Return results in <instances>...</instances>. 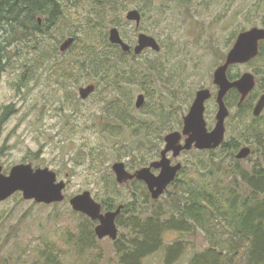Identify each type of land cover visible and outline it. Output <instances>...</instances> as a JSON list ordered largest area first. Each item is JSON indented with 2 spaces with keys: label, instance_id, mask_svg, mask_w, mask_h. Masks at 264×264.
<instances>
[{
  "label": "rangeland",
  "instance_id": "374dc122",
  "mask_svg": "<svg viewBox=\"0 0 264 264\" xmlns=\"http://www.w3.org/2000/svg\"><path fill=\"white\" fill-rule=\"evenodd\" d=\"M60 2L64 5L63 18L57 19L56 27L52 28L55 37L47 36L48 41L43 45L50 52L69 37L79 39L95 33L100 37L106 34L109 39L110 29L117 27L132 46L136 45L140 33H147L164 47L160 52L148 49L139 56H127L128 66L146 72L149 71V62L155 65L157 60L165 63L170 72L164 79H157L152 68L149 84L122 81L118 85H109L93 76L79 81L53 77L55 61L51 60L33 70V78L23 81L24 74L30 76L38 57L27 46L8 47L6 69L0 80V119L5 107L14 104L0 128V149L7 151L6 167L28 160L37 167L54 170L59 180L67 182V187L62 202L37 203L24 199L21 193L0 201V264H43L54 254L57 264H122L118 249L127 248L131 242L128 235L131 230L118 224L120 241L96 236L95 247L78 253L72 238L83 226L89 229L96 223L91 225L83 213L73 210L70 198L89 190L102 205L104 199L123 206L138 199V212H146L142 218L164 208L163 218L168 219L174 199L181 197L185 202L184 195L189 196L185 189L189 187L207 194L220 189L224 197L235 185L239 192H243L246 184L242 182L241 174L261 165L259 140L264 137V112L256 120L260 125L252 136L245 132L254 119L252 112L248 114L246 110L239 114L236 108H232L225 141L233 146L216 150L219 156L216 163L210 159L209 152L193 149L180 154L177 161L182 162L184 170L175 182H171L173 184H169L168 190L155 199L157 201L151 198L143 183H119L112 165L122 161L133 172L160 159L165 136L181 125L179 130L182 129L183 117L188 113L196 92L209 88L215 94L213 73L237 35L245 29L264 25V0H152L150 6L143 0H136L126 7L120 4L108 14L103 28L94 31V22L89 18L96 9L93 0ZM132 9L143 14L139 29H136L135 21L126 18ZM72 16L77 18L73 23L65 19ZM56 56L61 58L63 54L59 52ZM247 71L256 75V92H260L264 88V51L251 64L233 69L234 73ZM91 83L96 85L95 93L86 100L81 99L79 88ZM139 94L146 97L141 110L135 107ZM114 108H118V112ZM214 108L215 97L207 102L206 119L212 125ZM118 114L125 118V114H130L136 121L150 120L151 125L125 127V134L120 132L114 137L108 132L107 122L120 123L122 120ZM244 146L251 147V154L246 159L238 161L225 155L227 152L237 153ZM91 147L105 151L103 162L97 167L91 166ZM157 152L159 155L153 158ZM218 165L223 170L220 171ZM125 217L129 216H123L122 221ZM209 247L202 229L197 232L192 228L188 231L168 229L163 232L160 250L141 264H192L194 257ZM242 253L244 257L231 253L225 259L228 264H246L248 252L242 249Z\"/></svg>",
  "mask_w": 264,
  "mask_h": 264
},
{
  "label": "trees",
  "instance_id": "16d2710c",
  "mask_svg": "<svg viewBox=\"0 0 264 264\" xmlns=\"http://www.w3.org/2000/svg\"><path fill=\"white\" fill-rule=\"evenodd\" d=\"M135 1L93 0L92 4L96 9L89 16L90 20L94 22L93 31L95 29L101 30L106 23L108 14L113 13L120 4L126 7ZM143 1L148 6L153 5L152 0ZM63 9L64 5L60 0H0V80L6 69L8 47L14 49L16 46H27L38 57L36 64L31 68L30 76H27V73L24 74L23 81L33 78V70L44 66L45 63L51 60L55 61L51 75L63 80H73L75 78L79 81L84 77L93 76L105 80L110 83L109 85H118L122 81L123 83H137L139 81L141 84H149V72L152 68L157 79H164L169 74L170 70L167 65L157 60L154 61L155 65L149 62V71L146 72H141L134 66H128L126 57L132 55L123 51L120 45L111 43L106 34L100 37L92 33L83 38H75L74 44L65 52H61L60 46L57 47V45H55L53 52H50L46 49V45L44 47L43 45L44 42L48 41L47 36L53 35L52 37H55L52 28L56 25L57 19L60 18L61 20L63 18ZM65 19L72 23L77 20L75 16ZM163 48L161 46L160 51ZM59 52L63 56L56 58ZM13 106L14 104H10L5 107L6 110L0 119V126L8 114L12 112ZM113 110L117 111L118 108ZM125 115L126 118L122 114L117 115L122 120L119 121L120 123L107 122L108 132L112 136L117 137L120 132L125 134L127 131L125 127H141L145 124L150 127L151 125L150 120L140 119V121H136L130 114ZM259 125L255 120L246 127L245 132L248 135L255 136ZM159 135L163 137L162 134ZM259 141L261 165L255 166L251 172L241 174V180L246 184L243 192H239L235 185L228 191V196L224 197L225 195L221 194L220 189L207 194L195 188L185 189L182 186L185 193L189 192V196L186 197L183 194L185 202L182 201L181 197L174 199L173 211L168 219L163 218L164 212L166 213L164 208L156 214H148V217L142 218V215L146 212L140 210L141 205L139 206L140 212H138V199L124 205L117 218V223L131 230L128 233L131 242L127 244L125 250L118 249V254L122 257V264H141L145 258L160 250L164 231L168 229L188 231L190 228L193 232L202 229L210 246L203 253H198L192 264H228L225 259L227 254L235 253L239 257H244L242 249L248 252L246 264H264V137ZM158 145L159 143H157ZM232 146L233 144L224 141L218 148L197 151L209 152L210 159L216 163V159L219 157L216 150L219 148L230 149ZM103 153L105 151L91 147L90 162L92 167L101 165L104 159ZM236 154L233 151L232 153L227 152L225 155H229L238 161L243 160L237 159ZM158 155L159 152L154 153L153 158ZM218 167L220 169L219 165ZM183 170L182 168L181 172ZM233 173L239 176L236 171H233ZM236 179H239V177H236ZM117 204L118 202L111 199H104L103 210H115L119 206ZM125 215L129 217H125V220L122 221V217ZM83 216L91 225L97 223L88 216L84 214ZM94 226L89 229L83 226L81 231L72 238L73 242L76 243L78 253L82 254L87 248L95 247L97 235ZM116 240L120 241L119 235ZM172 249L177 250L175 247ZM56 258L55 254L53 258L47 257L43 264H57Z\"/></svg>",
  "mask_w": 264,
  "mask_h": 264
},
{
  "label": "water",
  "instance_id": "95a60500",
  "mask_svg": "<svg viewBox=\"0 0 264 264\" xmlns=\"http://www.w3.org/2000/svg\"><path fill=\"white\" fill-rule=\"evenodd\" d=\"M127 20L135 21L139 27L142 21V14L137 9L127 12ZM264 39V28L252 27L240 32L234 46L229 51L223 64L218 66L213 74V82L220 86L217 101L220 108L217 114V124L211 131L207 127L205 118L206 101L212 97L209 88H201L196 92L195 99L184 117L182 131L168 133L164 140L165 146L161 151L159 160L153 161L149 166L130 172L126 164L117 161L112 165V169L119 183H125L134 178L143 180L151 193L153 199H158L169 184L174 181L178 171L182 168V163L172 164L168 154L173 152L174 157L180 155L182 150H190L193 146L199 150L215 149L222 145L225 140L226 127L225 119L229 110L225 104L224 96L231 88H237L242 94V101L256 84L255 76L246 72L235 81H230L227 70L235 63H245L256 57L259 53V43ZM109 40L113 44L121 46L123 51L136 55L141 54L146 48L160 51L161 45L158 40L147 34L138 35L136 45L132 46L124 40L120 30L113 27L109 31ZM74 37L66 38L60 45V51L68 50ZM96 89V85L91 83L79 88V95L86 99ZM145 102L144 94H140L136 100V107H141ZM264 110V95L260 98L254 108V115L259 116ZM182 135L186 136L185 142L181 143ZM251 154V147L244 146L236 154L237 159H245ZM152 169H159L156 174ZM67 182L59 180L57 173L49 167H39L34 169L31 164L15 165L9 175L2 174L0 168V201H4L16 192H22L26 200H33L37 203L52 204L65 200V189ZM72 209L87 215L93 221H98L95 226V233L99 239L110 237L116 240L119 235L117 218L120 215L123 205H119L115 210H106L98 202L89 190H85L70 198Z\"/></svg>",
  "mask_w": 264,
  "mask_h": 264
},
{
  "label": "flooded vegetation",
  "instance_id": "af4514ba",
  "mask_svg": "<svg viewBox=\"0 0 264 264\" xmlns=\"http://www.w3.org/2000/svg\"><path fill=\"white\" fill-rule=\"evenodd\" d=\"M142 14V13H141ZM142 19H143V14H142ZM136 23V22H135ZM142 23V22H141ZM135 27H136V29H139L140 27H141V24H140V26L139 27H137V25H135ZM256 27V26H255ZM260 27V26H259ZM261 28H264V25L263 26H261ZM251 29V28H250ZM245 30H248V29H245ZM245 30H243V31H245ZM243 31H241V32H243ZM239 35V34H238ZM238 35H237V37H238ZM237 37L235 38V40H234V42H233V44L232 45H230V47H229V50H228V52H227V54H226V56H225V58H224V60L218 65V66H220L221 64H223L224 63V61H225V59H226V57H227V55H228V53H229V51L232 49V47L234 46V44H235V42H236V39H237ZM138 39V38H137ZM137 43V42H136ZM148 49H150V50H152L151 48H146L144 51H146V50H148ZM143 51V52H144ZM263 51H264V39L263 40H261L260 41V43H259V53H258V55L256 56V57H254L253 59H251L250 61H248V62H245V63H235V64H232V65H230L229 66V68H228V70H227V76H228V78L230 79V81H235V80H237V79H239L240 77H242V75L244 74V73H246V72H243V73H234L233 72V69H234V67H236V66H238V65H247V64H251L254 60H256L259 56H261V54L263 53ZM142 52V53H143ZM131 55L133 54V55H135L136 56V54L134 53V51H131V52H129ZM141 53V54H142ZM141 54H138L137 56H139V55H141ZM217 66V67H218ZM248 72V71H247ZM250 73H252L254 76H255V80H256V84H255V86H254V88L247 94V96L245 97V99L242 101V94L239 92V90L237 89V88H231L226 94H225V96H224V101H225V104H226V106H227V108H228V110H229V114H228V116L226 117V119H225V127H227V122H228V119H229V117L231 116V109L232 108H236V110H238V113L239 114H243L244 112H246V110H247V113L248 114H250L251 112H252V115H253V120L251 121V122H253V121H255V120H259L261 117H262V115H263V112H264V110L262 111V113L259 115V116H256V115H254V108H255V106L257 105V103H258V101L260 100V98L262 97V95H264V88L260 91V92H256V88H257V78H256V75L251 71ZM214 74V73H213ZM214 86L216 87V92H215V94H213V92H212V97L210 98V99H208L207 101H206V111H205V118H206V114H207V102L209 101V100H211L213 97H215V108H214V113H215V120H214V122H212L214 125H212V124H208V121H207V119H206V121H207V127H208V129L211 131L212 129H214L215 128V126H216V124H217V114H218V111H219V108H220V104L218 103V101H217V95H218V93H219V90H220V86L219 85H217V84H215L214 83ZM95 91H96V89L89 95V97L91 96V95H93L94 93H95ZM212 91V90H211ZM140 95V94H139ZM138 95V96H139ZM138 96H137V98H138ZM145 96V95H144ZM88 97V98H89ZM81 98V97H80ZM88 98H86V99H88ZM137 98H136V100H137ZM82 99V98H81ZM86 99H83V100H86ZM145 101H146V97H145ZM145 103V102H144ZM143 106H144V104L141 106V107H136V102H135V107H136V109L137 110H141L142 108H143ZM251 107L250 109H247L248 107ZM185 117V116H184ZM184 117H183V126H184ZM212 125V126H211ZM182 126V125H181ZM180 126V127H181ZM180 127L178 128V129H174V130H172L171 132H173V131H182L183 130V127H182V129L181 130H179L180 129ZM248 127V126H247ZM0 128H1V126H0ZM226 131H227V128H226ZM225 138H226V134H225ZM185 139H186V136L185 135H182V139H181V143H184L185 142ZM193 149H196V150H199V149H197V148H195L194 146L190 149V150H193ZM3 149H0V168H1V171H2V174H4V175H9L10 174V172H11V169L15 166V165H19V164H31L32 166H33V168L34 169H37V168H39V167H37V166H35L31 161H28V160H20V161H18V162H15V163H13V164H10V166L9 167H6V162L4 161V158H5V153L7 152V151H2ZM163 150V149H162ZM161 150V151H162ZM186 151H188V150H182L181 151V153L180 154H182V153H184V152H186ZM168 156L170 157V159H171V161H172V164H178V163H182V162H180V161H177V158L179 157V156H177V157H174V155H173V152H170L169 154H168ZM160 157H161V152H160ZM156 160H159V159H156ZM151 164V163H150ZM149 164V165H150ZM182 166H183V164H182ZM156 174H158L159 172H160V170L159 169H152ZM181 172V171H180ZM179 173V172H178ZM132 182H138V183H143L145 186H146V188H147V190H148V192H149V189H148V186L146 185V183L144 182V181H142V180H138V179H132V180H129V181H127V182H125L126 184H129V183H132ZM17 193H21L22 194V192H20V191H18V192H16L15 194H17ZM14 194V195H15ZM13 196V195H12ZM11 196V197H12ZM10 198V197H9ZM117 225H118V223H117Z\"/></svg>",
  "mask_w": 264,
  "mask_h": 264
}]
</instances>
